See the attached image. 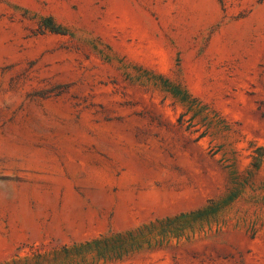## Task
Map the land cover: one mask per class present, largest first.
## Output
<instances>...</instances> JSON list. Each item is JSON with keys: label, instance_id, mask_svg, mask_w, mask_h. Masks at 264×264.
I'll return each instance as SVG.
<instances>
[{"label": "rangeland", "instance_id": "1", "mask_svg": "<svg viewBox=\"0 0 264 264\" xmlns=\"http://www.w3.org/2000/svg\"><path fill=\"white\" fill-rule=\"evenodd\" d=\"M99 238L264 264V0H0V264Z\"/></svg>", "mask_w": 264, "mask_h": 264}, {"label": "trees", "instance_id": "2", "mask_svg": "<svg viewBox=\"0 0 264 264\" xmlns=\"http://www.w3.org/2000/svg\"><path fill=\"white\" fill-rule=\"evenodd\" d=\"M45 28L54 34H65L58 26L51 23V19L44 21ZM104 238L95 239L86 242L80 246L67 247L62 246L51 252L35 251L30 256L17 259L7 264H74L78 259H83L91 251L93 246L100 243Z\"/></svg>", "mask_w": 264, "mask_h": 264}]
</instances>
